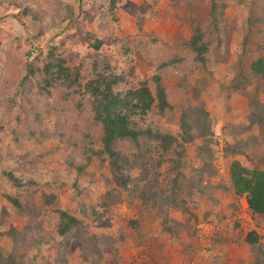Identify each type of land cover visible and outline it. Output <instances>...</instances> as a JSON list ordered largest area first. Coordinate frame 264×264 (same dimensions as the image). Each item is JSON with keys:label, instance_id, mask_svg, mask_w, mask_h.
I'll list each match as a JSON object with an SVG mask.
<instances>
[{"label": "rangeland", "instance_id": "rangeland-1", "mask_svg": "<svg viewBox=\"0 0 264 264\" xmlns=\"http://www.w3.org/2000/svg\"><path fill=\"white\" fill-rule=\"evenodd\" d=\"M220 1L226 4L223 21L209 16L212 0H114L113 7L112 0H0V204H7L4 195L24 201L33 196L39 215L34 221L47 230L46 238L56 233L57 209L81 218L89 226L96 223L97 214L103 215L112 224L102 230L109 238L105 241L116 246V252L109 255L105 242L98 243L104 256L101 264H157L160 257L167 258L169 264H264V247L245 241L255 221L252 218L250 222L245 198L236 197L229 182L232 161L250 169L259 167V154L254 147L246 146V98L232 89L238 78V29L244 31L249 17L264 16V0H216ZM137 7L148 10L143 19L132 14ZM25 8L34 11L40 21L33 23L30 14L22 13ZM67 9L74 14L69 20L72 28L57 27L30 49V35L44 30L50 17L59 20L60 13L66 15ZM183 18L189 22L183 23ZM190 21L207 29L208 40L221 42L208 47L203 62L177 40L178 34L190 38ZM218 29L225 33L218 34ZM259 30L261 34H253L256 39L264 36V25ZM91 35L101 41L100 49L87 48V44L95 43ZM50 40L60 44L59 51L68 58L67 67L79 68L80 93L75 87L67 90L57 81L47 86L46 93L38 94L39 90L33 88L23 107L13 105L10 100L15 94L28 92L39 78L30 77L20 86L29 62L43 68ZM214 45L220 47L214 50ZM109 71L124 78L114 92L124 93L146 82L154 94V75H159L165 89L171 110L167 108L160 115L153 108L146 114L137 111L132 117L139 128L176 140L166 154L155 152L154 141L141 145L143 156L158 163L155 168L148 166V180L156 179L153 191L164 190L163 194L169 196L175 181L174 188L179 189L177 196L171 197L175 203L165 207L163 213L135 190L149 183L139 180L144 172L140 167L128 171L132 183L122 190L113 183L108 162L103 164L91 155L86 163L89 149H101L102 142L101 129L92 122V101L84 95L83 85L98 73ZM252 87L247 84V91ZM35 109L40 110V121L25 126L26 114ZM183 112L189 113L190 122L195 124L205 116L212 134L186 142L179 127ZM28 129L34 130L35 136L28 137ZM258 131L253 128L254 134ZM230 147L234 151H229ZM117 150L129 161L142 160L129 142H119ZM179 159L181 164L176 168ZM81 165L84 168L78 172ZM6 172L19 178L22 186L12 187L5 179ZM50 196L54 197L51 205H44ZM112 200L116 203L108 206ZM159 204L160 200L156 208ZM12 219L13 225L21 226L20 219ZM164 220L177 223L180 232L174 237L162 232ZM5 228H0V243L9 252L11 241L1 235ZM46 249L43 247L46 258L55 255V251ZM71 253L69 264H86L77 246L72 245Z\"/></svg>", "mask_w": 264, "mask_h": 264}, {"label": "trees", "instance_id": "trees-1", "mask_svg": "<svg viewBox=\"0 0 264 264\" xmlns=\"http://www.w3.org/2000/svg\"><path fill=\"white\" fill-rule=\"evenodd\" d=\"M114 0H112L111 6L113 7ZM209 16L213 20H224L223 11L226 4L222 1L219 3L212 0L210 4ZM132 5L128 10L131 12ZM135 10V16L140 19L145 16L148 10H142L140 7ZM24 14H30L33 23L40 21L39 16L29 8L23 9ZM61 17L56 20L55 17H50L47 20L44 30L39 29L36 34L30 35L28 39L30 43V49L36 45V40H39L44 34L55 30L57 27H65L67 29L72 28V24H69V20L73 17L71 9H67V14L60 13ZM215 14H219L215 16ZM183 23L189 22V19H182ZM185 21V22H184ZM142 22V21H141ZM69 24V25H68ZM141 24V23H140ZM217 24H214V26ZM264 25V16L249 17L245 23L244 31H239L240 37L236 42V47L239 49L238 61L236 65V74H238L235 81V87L233 91L241 92L246 98V105L248 106L247 123L245 125V131L249 133V140L246 146L254 147L255 151L259 154V167L250 169L242 166L237 160L232 161L230 164L229 182L234 190L236 197H244L247 209L250 212L251 219L255 221L254 226L256 228L264 229V36L257 39L253 34L255 32L261 34L259 26ZM190 27L192 34L189 39H184L180 34L177 38L180 44H184L186 48L197 54V59L204 61L202 55L208 52V47L214 42L220 44L219 40L213 41L206 38L208 31L206 28L201 27L198 23L190 21ZM224 29V27H221ZM217 31V30H216ZM225 33L220 32L218 34ZM94 39L95 43L87 44V48L98 50L101 46V41L95 39L94 35L90 36ZM204 40H208L205 41ZM262 40V41H261ZM64 43V42H62ZM178 43V44H179ZM60 44L54 43L50 40L48 49L44 57V65L40 70L29 62L26 66V75L22 78L21 82L24 86L30 77H39L35 83H32L28 92L24 94L16 93L15 98L10 100L13 105L18 104L23 107L24 103L29 100L30 92L33 88H37L38 94L47 92V86H51L55 82L59 81L64 87L69 90L72 88L76 93H80L81 84L79 82V68L67 67L66 56L64 57L59 51ZM220 46L214 45L211 48H218ZM229 53V52H228ZM30 54V51L28 52ZM73 55V53H69ZM248 75H246L245 73ZM56 75V78L51 77ZM123 76L117 75L112 71L108 74L98 73L94 79L87 81L84 85V95H89L92 101L90 111L92 113V122L95 126L101 129V142L102 148L99 150L89 149V155L86 157V163L90 162L91 155L96 156L101 163L108 162L110 173L113 177V183L122 190H127L128 185L132 183V179L127 175L128 171L135 167H140L144 170L141 174L140 181L144 183L141 187H136V191L140 192L141 198L145 199V202L155 208L158 213H163L165 207L168 208L175 203V193L177 190L174 188L176 181L170 186V195L165 196L164 190H154L153 184H156V179L153 178L150 181L149 172L150 168H155L158 163H153L151 158H145L141 145L147 141L155 142V152H166L171 148L172 143L176 140L170 135H162L160 133H153L149 128L141 129L136 123H134L132 117L135 112L141 111L143 114L151 112L153 108H156L160 115H164V111L169 108L172 109L168 103L166 92L161 85L159 75L153 76L155 84V93L147 87L146 82H142L139 88H132L124 93L114 92V87L120 81H123ZM243 79V82H239ZM47 84V85H46ZM247 84H251V90L247 91ZM73 93V91L71 92ZM70 92L67 95L71 94ZM21 97H25L21 99ZM27 99V100H26ZM18 101V102H17ZM50 109V108H49ZM48 111V109L46 110ZM40 110L35 109L32 114L27 113L28 120L25 122V126L37 124L40 121ZM189 113L183 112L180 120L179 127L183 132V139L186 142H191L195 138L210 136L212 134L211 123L206 120L205 116H200V120L197 124L190 122L188 117ZM207 116V114H205ZM19 118V119H18ZM202 118V119H201ZM21 120L20 117L16 118ZM21 124V122H19ZM256 127L258 133L253 132V128ZM0 128H2L0 126ZM27 136H35L34 130L28 129ZM18 137L14 138L17 142ZM129 142L133 148L138 152V159L129 161L126 155L117 150L119 142ZM210 143V141H209ZM229 151H234L230 147ZM20 158L23 160L22 155ZM181 159L177 160L175 166H180ZM262 167V168H261ZM84 165L77 167V171L81 172ZM5 179L12 185V187H21L22 181L15 177L12 172H6ZM153 181V182H152ZM172 187V188H171ZM219 189V193L223 191ZM7 204H0V228H5L1 235L6 236L11 241V250L7 252L4 246L0 243V264H69V258L71 257V247L75 245L79 248L81 254V260L86 264H101L104 260L102 251L98 243H103L108 246V254L114 255L116 252V246L109 245L105 240L106 235L102 230H107L111 227V222L108 219H103V215H96V223L92 226L84 223V221L64 210L57 209L55 211L58 214V222L56 223V233L53 236H44L47 233L46 229H43L41 224L35 223V218H38V209H36L33 200V196L27 197V199L20 200L19 197L4 195ZM53 196L46 198L44 205H51ZM160 200V206L157 202ZM115 200L110 201L108 206L114 205ZM104 206L107 204L103 203ZM12 208V209H10ZM42 209V208H40ZM84 210L82 213L85 215ZM14 215V216H13ZM16 215V216H15ZM15 217L21 223L20 227H16L12 224V218ZM162 232H168L173 237L176 236L178 231V224L171 221L161 223ZM173 228H175L173 230ZM99 229L100 232L94 231ZM264 238L257 230L252 229L245 236L246 243L252 246L260 243L264 247ZM57 239V240H55ZM43 247L47 248V252L55 251V255L51 258H46ZM106 264H110L106 262ZM157 264H169L167 258L160 257ZM259 264V263H257Z\"/></svg>", "mask_w": 264, "mask_h": 264}, {"label": "built area", "instance_id": "built-area-1", "mask_svg": "<svg viewBox=\"0 0 264 264\" xmlns=\"http://www.w3.org/2000/svg\"><path fill=\"white\" fill-rule=\"evenodd\" d=\"M249 218H250V222H251V217L249 216ZM254 229L257 230L261 235L264 236V229L256 228V227Z\"/></svg>", "mask_w": 264, "mask_h": 264}]
</instances>
